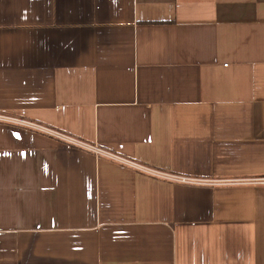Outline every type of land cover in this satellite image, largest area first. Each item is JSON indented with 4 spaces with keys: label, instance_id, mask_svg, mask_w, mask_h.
Returning <instances> with one entry per match:
<instances>
[{
    "label": "crops",
    "instance_id": "crops-1",
    "mask_svg": "<svg viewBox=\"0 0 264 264\" xmlns=\"http://www.w3.org/2000/svg\"><path fill=\"white\" fill-rule=\"evenodd\" d=\"M0 264H264V0H0Z\"/></svg>",
    "mask_w": 264,
    "mask_h": 264
},
{
    "label": "built area",
    "instance_id": "built-area-1",
    "mask_svg": "<svg viewBox=\"0 0 264 264\" xmlns=\"http://www.w3.org/2000/svg\"><path fill=\"white\" fill-rule=\"evenodd\" d=\"M0 120L8 121V122H14V123H17V124H20V125L28 126V127L34 128L36 130H40V131H43L45 133H49L51 135L60 137L61 139L65 140V141H67V142H69L71 144L82 146L84 148H87V149L95 152L96 154L102 155V156H104V157H106L108 159H111L113 161L125 164L127 166H130L132 168H135L137 170L143 171V172H145L147 174H150V175H153V176H157V177H160V178H165V179H169V180H173V181H178V182H182V183H192V184H205V183L215 182V181H212V180L209 181V180L199 179V178L183 177V176H178V175H174V174H169V173H166V172H161V171L149 168L147 166H144L142 164H139L137 162H134L132 160H129V159H127V158H125L123 156H120L118 154H115L113 152L104 150L103 148L85 144L84 142H82V141H80V140H78V139H76L74 137L68 136L66 134H63L61 132H58V131H56L54 129L48 128V127L43 126L41 124H37V123H34V122H28V121H25V120H22V119L8 117V116H3V115H0ZM251 181H253V182H264V178H262V179L261 178L260 179H254V180H251Z\"/></svg>",
    "mask_w": 264,
    "mask_h": 264
}]
</instances>
